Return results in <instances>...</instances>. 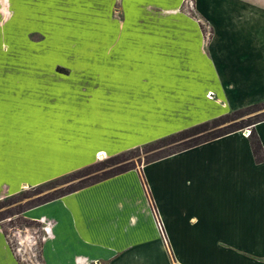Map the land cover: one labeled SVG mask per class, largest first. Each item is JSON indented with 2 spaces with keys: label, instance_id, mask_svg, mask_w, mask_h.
Wrapping results in <instances>:
<instances>
[{
  "label": "rangeland",
  "instance_id": "rangeland-1",
  "mask_svg": "<svg viewBox=\"0 0 264 264\" xmlns=\"http://www.w3.org/2000/svg\"><path fill=\"white\" fill-rule=\"evenodd\" d=\"M145 1L0 0V228L14 251L15 233L24 237L32 230L45 237L30 244L33 250L66 252L67 262L80 251L44 234L48 215L37 223L30 216L43 212L16 213L19 206L77 187L107 170L100 164L116 155L122 161L111 168L136 169L178 147L149 151L148 145L187 128L221 117L215 130L237 126L245 135L246 123L264 115L261 86L218 91L228 82V70L247 67L262 74L263 31L251 24L221 30L220 16L209 13V22L196 0H182L169 13L130 10ZM212 1L211 10L219 8L220 1ZM242 4L253 10L251 1ZM245 21H251L248 11ZM210 25L217 30L215 41ZM55 180L62 182L33 195L37 186Z\"/></svg>",
  "mask_w": 264,
  "mask_h": 264
},
{
  "label": "crops",
  "instance_id": "crops-1",
  "mask_svg": "<svg viewBox=\"0 0 264 264\" xmlns=\"http://www.w3.org/2000/svg\"><path fill=\"white\" fill-rule=\"evenodd\" d=\"M219 1L217 9L211 10L212 0H196V7L207 20L209 13L218 14L221 24L216 27L221 30L251 24L264 32V0H247L253 10L245 9L243 0ZM181 2L146 0L144 7L132 4L130 10L158 8L169 13ZM247 11L251 21H245ZM181 27L194 35L190 27ZM210 27L215 41L217 30ZM228 71V82H221L219 92H251L254 84L264 92L259 79L264 71ZM233 77L240 85L230 83ZM251 129L264 152L261 121L247 136L243 131L230 133L27 211L43 212L38 218L30 216L37 223L48 215L53 241L80 251L67 262L66 252L47 246L33 253L27 246V257H20L0 228V264H264V162L254 160ZM67 208L72 212H65Z\"/></svg>",
  "mask_w": 264,
  "mask_h": 264
},
{
  "label": "trees",
  "instance_id": "trees-1",
  "mask_svg": "<svg viewBox=\"0 0 264 264\" xmlns=\"http://www.w3.org/2000/svg\"><path fill=\"white\" fill-rule=\"evenodd\" d=\"M263 107H264V104H263ZM221 119L222 118L219 117L211 121L198 124L196 126L179 131L169 137L163 138L161 140L156 141L153 144L148 145L146 150H149V151H153V150H156L157 148H162L166 145L175 144V143H177L178 147L175 150L170 151V152H166V151L158 152L157 155H155L151 160H148L147 162H145V164L155 162L157 160L163 159L175 153L204 144L206 142H209L219 137L239 131L241 129V127L229 126L221 131L215 130L214 129L215 127H217L219 124L224 122ZM261 121H264V115L261 118H258L252 122H247L245 126L252 128L255 124ZM248 138H249L250 147H251L255 162L257 163L264 162V152H263L260 140L253 129H251V132ZM122 158L123 156H121V154L109 158L108 160L100 164V166H102L103 168H108L107 170L99 174H96L92 177H88L82 180L81 183L77 187L67 186L65 188H59V189L53 190L52 192L39 196L36 199H34L32 202H30L26 208H24V206H19L18 207L19 210L16 213L27 212L36 207L50 203L52 201H55L67 195L80 191L84 188L90 187L92 185L103 182L117 175H120L127 171L135 169V167L130 166L128 164H123V165L121 164L119 166L111 168L115 164H120V162L122 161ZM91 169L92 167L87 168L83 171L78 172L77 174L82 175L84 174V171L86 172ZM61 182L62 181L60 180H55V181L49 182V184L47 185L45 184V185L37 186L33 191V195L40 193L45 188L48 189L50 187H54L56 184H61Z\"/></svg>",
  "mask_w": 264,
  "mask_h": 264
},
{
  "label": "built area",
  "instance_id": "built-area-1",
  "mask_svg": "<svg viewBox=\"0 0 264 264\" xmlns=\"http://www.w3.org/2000/svg\"><path fill=\"white\" fill-rule=\"evenodd\" d=\"M39 220H40V222L44 221L43 218H40ZM48 225H50L49 222H47V225L45 224L43 227H41V230L44 232L45 235L51 234L50 231L48 232V230H47V229H49ZM26 231L28 232L29 230H26ZM27 232L25 234H28ZM19 234L20 233H18V232L15 233L16 241L18 243L15 251L19 254L20 257L22 256L21 255L22 250H24L27 246L29 248H32L33 245L30 246V244H34L36 242V239H38V241H40V242L45 240V237H43L42 235H39L38 232L35 230L29 231V236L31 239L30 242H27L26 240H22V239L20 240L21 235H19ZM32 241H34V243H32ZM31 250L33 251V253L37 252L36 250H33V249H31ZM32 264H38V262L36 260H34V262Z\"/></svg>",
  "mask_w": 264,
  "mask_h": 264
},
{
  "label": "bare ground",
  "instance_id": "bare-ground-1",
  "mask_svg": "<svg viewBox=\"0 0 264 264\" xmlns=\"http://www.w3.org/2000/svg\"><path fill=\"white\" fill-rule=\"evenodd\" d=\"M246 132L249 133L248 130H247ZM100 155L103 156V154H100ZM102 158H103V157H101V159H102ZM27 233H28V232H27ZM21 239H22V240H26L27 242H30V240H31L29 234L26 235V236H24V237L21 236ZM32 243H34V241H32Z\"/></svg>",
  "mask_w": 264,
  "mask_h": 264
}]
</instances>
